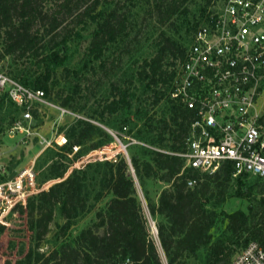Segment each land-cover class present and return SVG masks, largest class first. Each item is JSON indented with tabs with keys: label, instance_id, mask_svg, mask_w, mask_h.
I'll return each mask as SVG.
<instances>
[{
	"label": "trees",
	"instance_id": "obj_1",
	"mask_svg": "<svg viewBox=\"0 0 264 264\" xmlns=\"http://www.w3.org/2000/svg\"><path fill=\"white\" fill-rule=\"evenodd\" d=\"M186 1L157 0L152 12L161 24H165L182 12ZM210 1L206 0V3ZM106 2L0 0V62L4 57L12 56L15 62L43 65L46 69L32 81L25 76H12L28 86L45 90L47 95L51 91L53 66L66 61L64 51L68 42L79 36L81 29H86L91 22L97 23L87 50L98 60L108 45L115 43L125 32L130 10L120 11L126 7L120 1L107 12L100 10V5ZM79 25L81 27L77 29ZM186 49L168 37L160 39L156 53L144 59L138 75L151 88L152 107L163 99L166 101L168 117L157 119L154 114L148 115L145 123L149 132L158 135L160 146L169 142L166 143L168 149L155 150L138 144L150 159L141 161L139 157L131 155L130 158L120 156L119 159H112L106 155L88 160L68 172L74 162L113 141V136L99 125L88 119L77 118L65 128L66 142L58 147L61 157L54 160L49 168V174L57 181L28 197L26 208L19 207L29 233V247L18 249L19 258L15 264H163L135 195L130 167L139 177L157 178L170 184L160 192L158 203L149 205L153 214L165 219L157 223V230L170 264H182L185 257L196 255L200 247L208 244L210 264L222 260L223 264H228L232 260L235 250L229 244L221 240L212 241L211 229L219 220L221 211L208 208L207 202L217 192L223 194L231 179L242 180L251 176L234 177V167L229 161L213 173L185 167V158L176 154L186 150V139L194 116L192 109L169 95L176 62L183 59ZM168 57L172 61H167ZM5 101L14 106L17 115L21 113V108L6 93L0 92V107ZM125 103L130 105L124 101V97L113 98L103 106L101 119L107 113L117 112ZM36 112L34 109L35 116ZM260 121L264 122V109ZM89 167L94 170L97 168V177H100L94 200H102L106 195H110V198L104 208L96 211L95 221L83 228L74 239L45 250V241L52 224H56L61 236L65 235L77 216L90 210V197L86 191ZM190 179L196 180L193 186L188 184ZM255 186H240L234 195L250 197ZM218 187L221 189L216 192ZM218 199L221 202L222 198ZM57 211L63 222L55 221ZM224 215L228 220L227 227L236 240H240L245 232L248 233L244 237L243 248L252 240L264 241L263 196L258 200V205L251 208V213L236 210L224 212ZM9 230L6 226H0V234ZM13 245L11 242L7 247L12 248ZM3 251L4 248H0V257H3ZM5 264L10 263L6 260Z\"/></svg>",
	"mask_w": 264,
	"mask_h": 264
},
{
	"label": "rangeland",
	"instance_id": "obj_2",
	"mask_svg": "<svg viewBox=\"0 0 264 264\" xmlns=\"http://www.w3.org/2000/svg\"><path fill=\"white\" fill-rule=\"evenodd\" d=\"M118 1L126 4V7L120 11L130 10L125 32L115 43L108 45L99 60L87 50L97 29V23L91 22L86 29L80 30L79 36L68 42L64 51L67 55L66 61L52 68L51 91L46 95L47 103L36 109L32 135L24 138L21 133L11 135L10 128L21 113L17 115L16 109L9 101H5L0 107V179L12 177L26 166L32 165L38 191L48 188L57 181L49 174L51 163L61 157L57 140H61L59 135H65V128L77 118L88 119L99 125L113 136V141L74 162L68 172L88 160L106 155L112 159H119L120 156L130 158V155L139 157L141 161L150 159V156L143 152L144 148L138 144L155 150L168 149L166 143L169 142H164L163 146H160L158 135L149 132L145 123L148 115L154 114L160 119L168 117L169 112L168 109L166 111L165 99L152 107L151 88L147 82L138 78L141 64L145 58L149 59L156 53L158 41L162 38L168 37L180 46L188 48L194 31L204 22L207 13L220 1L211 0L207 4L206 0H187L182 6V12L165 24H161L152 12L157 0H107L99 8L107 12L116 7ZM80 27L79 25L77 29ZM1 49L0 43V51ZM167 61H172V58L168 57ZM0 63L9 74L17 77L25 76L30 81L46 69L37 63L15 62L12 56L4 57ZM176 63L178 65L179 60ZM118 97H124V101L130 105L125 103V106L119 108L117 112L107 113L101 119L103 106ZM257 109L263 112L264 93L257 99ZM99 138L100 136L96 139ZM96 169L94 170L93 167L87 169L86 191L90 197V210L80 213L65 235L61 236L56 224H52V230L45 241V250L59 246L65 240L74 239L83 228L95 221L96 211L105 207L110 195L97 201L93 198L100 181ZM129 171L135 182V195L141 204L162 263L170 264L157 230V223L165 219L159 214H153L149 208V205L158 203L160 192L170 184L157 178L139 177L132 167ZM253 184L256 186L250 197L234 195L238 187H248ZM221 187H218L216 192ZM262 196L264 197V180L260 181L255 177L242 180L233 178L227 183L223 194L219 191L207 202L208 208L221 211L219 220L211 229L212 241L221 240L229 244L235 250L232 257L243 248L244 237L248 233L245 232L240 240H236L227 227L228 220L224 212L243 210L245 213H251V208L258 205V200ZM218 197L222 198L221 202ZM24 221L23 217H17L14 221L16 228L0 234V248H4L0 264H5L6 260L10 264H15L16 259L19 258L18 249L23 246L26 249L29 247V233L25 229ZM55 221L63 222L58 211ZM11 242L14 244L13 247H7ZM209 255L210 244L200 247L196 255L185 257L182 264H210ZM214 264H223V260Z\"/></svg>",
	"mask_w": 264,
	"mask_h": 264
},
{
	"label": "built area",
	"instance_id": "obj_3",
	"mask_svg": "<svg viewBox=\"0 0 264 264\" xmlns=\"http://www.w3.org/2000/svg\"><path fill=\"white\" fill-rule=\"evenodd\" d=\"M219 1L194 31L171 80L169 95L194 113L186 150L176 154L185 167L213 173L229 161L234 177L264 179V122L257 109L264 93V0ZM0 92L21 108L11 135H32L34 109L47 103L45 90L24 84L0 63ZM59 137V145L66 142ZM39 191L32 165L0 180V226H16L19 207ZM228 264H264V241H250Z\"/></svg>",
	"mask_w": 264,
	"mask_h": 264
}]
</instances>
